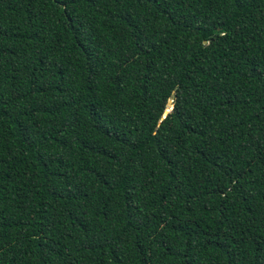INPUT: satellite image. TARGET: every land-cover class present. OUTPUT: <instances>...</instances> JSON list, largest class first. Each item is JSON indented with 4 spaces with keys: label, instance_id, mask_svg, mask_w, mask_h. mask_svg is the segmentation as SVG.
<instances>
[{
    "label": "trees",
    "instance_id": "obj_1",
    "mask_svg": "<svg viewBox=\"0 0 264 264\" xmlns=\"http://www.w3.org/2000/svg\"><path fill=\"white\" fill-rule=\"evenodd\" d=\"M0 264H264V0H0Z\"/></svg>",
    "mask_w": 264,
    "mask_h": 264
},
{
    "label": "water",
    "instance_id": "obj_2",
    "mask_svg": "<svg viewBox=\"0 0 264 264\" xmlns=\"http://www.w3.org/2000/svg\"><path fill=\"white\" fill-rule=\"evenodd\" d=\"M172 101H173V96L171 95L166 102L165 109L162 113V117H164L172 109Z\"/></svg>",
    "mask_w": 264,
    "mask_h": 264
}]
</instances>
